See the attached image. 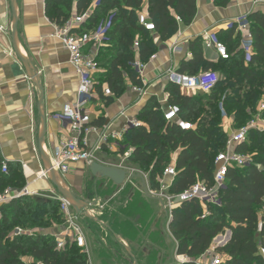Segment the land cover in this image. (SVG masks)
I'll return each instance as SVG.
<instances>
[{
  "label": "trees",
  "instance_id": "16d2710c",
  "mask_svg": "<svg viewBox=\"0 0 264 264\" xmlns=\"http://www.w3.org/2000/svg\"><path fill=\"white\" fill-rule=\"evenodd\" d=\"M96 0H77L76 14L87 12ZM90 12L82 31L92 30L108 14L112 13L113 27L103 42L110 46L108 57L97 56L99 75L95 91L106 103L118 97L124 87V74L132 84L142 87L138 75L131 69L135 60L134 42L138 39L137 58L146 63L155 53L153 37L161 41L171 38L179 28L188 26L196 14L195 0H147L149 19L154 23L155 32L145 31L137 23V14L142 9L143 0H98ZM215 4L226 6L231 0H213ZM73 0H45V16L56 26H62L70 17ZM173 12V14H172ZM176 18L180 20L177 22ZM252 41V55L245 61L239 48L240 33L235 26L227 31L225 45L229 58L208 61L204 58L201 37L189 42L191 58L182 60L177 71L181 74L196 75L202 71L218 70L219 82L209 94L187 95L175 85L169 84V104L179 107L181 119L194 125L193 130L182 131L174 123L163 118L160 104L155 98L149 99L137 114L141 125L130 130L123 144L132 148L126 160L132 166L147 172L153 188L158 187L157 177L162 176L170 164L171 155L178 151L175 162L176 176L169 192L179 194L197 182L212 186L216 155L225 150L227 135L222 127L219 110L221 103L226 116L233 119V128L239 129L252 120L260 99H264V13L251 12L247 15ZM221 41V40H220ZM215 72V71H214ZM106 85L111 96L104 98L101 87ZM204 106L206 112L200 108ZM264 118V111L261 113ZM102 125V120L93 122ZM236 152L248 155L251 162L244 168H229L225 186L220 190L221 205H207V215L197 200L183 202L171 212L169 231L177 242V256L190 259L180 264H196L194 261L204 255L214 238L226 230L231 233L229 242L217 253L224 256L222 264H264L258 255V244L264 237V131L251 129L247 141L238 145ZM122 153V151H120ZM6 164L7 173L1 172ZM23 188L21 177L13 164L3 160L0 154V190ZM8 187V188H9ZM31 199V198H30ZM29 197H20L1 208L0 217V264H25L24 256H30L36 264H84L85 255L75 246L57 250L55 239L37 233L31 236H9L11 228L37 219L22 218V213L39 215L37 208L50 209L59 213L58 202L37 204L28 208ZM53 207V208H52ZM5 211V213H4ZM260 212V215H259ZM124 226V224H121ZM116 228L122 227L115 225ZM76 250V254H71Z\"/></svg>",
  "mask_w": 264,
  "mask_h": 264
},
{
  "label": "crops",
  "instance_id": "0c3cea01",
  "mask_svg": "<svg viewBox=\"0 0 264 264\" xmlns=\"http://www.w3.org/2000/svg\"><path fill=\"white\" fill-rule=\"evenodd\" d=\"M195 1L196 14L190 25L179 24L178 31L166 41H161L156 35L153 37L156 51L153 59L145 63L141 79L144 93L135 90L138 86L132 84L127 74H124L125 87L118 97H112L113 99L108 103L98 95L94 98L89 108L90 116L93 122L102 120V125L93 124L96 130L85 136L88 148L97 146L103 134L121 133L127 120L137 118V114L149 99L155 98L161 108H166L169 104L166 101L169 85L166 73L170 69L177 70L182 60L191 58L188 48L190 41L201 37L204 58L216 62L219 60L217 54L213 49L205 46L202 36L218 38L225 43L226 33L229 30L228 23L251 12L264 13V4L254 6L252 0H231L224 7L215 4L213 0ZM94 7L93 2L90 12ZM141 10L147 11V0H143ZM75 13L76 1L73 2L71 15ZM57 27L45 16V0H0V154L5 162L13 164L21 177L23 188L30 193L54 194V190H57L56 184L62 188H71L82 204V211L85 201L83 199L87 198L85 197L87 194L84 196L86 193L84 181L87 177L93 181L100 179L92 177L87 166L75 164L66 175L54 180L36 178L37 173L51 157L54 148L61 141L70 138L69 126L56 121L52 116L60 112L65 104H74L77 97L78 76L69 64L66 50L55 36ZM177 44L180 52L173 51ZM134 58V61H139L136 50ZM21 59L26 61V65ZM102 73V69H99L96 75L97 81ZM105 154L116 155L121 160L117 150L112 145H108L103 146L96 153V163L118 168L97 160V156ZM177 156L178 151L171 155L172 165H175ZM102 179L114 185L110 180ZM98 196L95 198L99 199ZM137 199L163 208L160 201L148 198L144 194ZM128 201L133 203L134 199L129 198ZM85 209L88 211L91 207ZM164 211L168 213L165 209ZM145 214L147 216V212ZM145 214L140 212L138 206L130 212L114 211L105 219H102L103 216L98 217V220H105L102 223L105 222L106 225L113 222L122 227L120 234H115L113 227L109 228V233L119 239L116 243L127 253V260L124 263L180 264L191 261L186 257L181 259L182 256H177V245L168 239L165 232L162 233L159 224L161 211L153 212L150 219L145 218ZM97 224L100 225L98 222ZM112 236L110 237L113 238ZM223 237L228 241L229 232L225 231L214 238L209 250L194 262L207 264L210 250ZM172 250L174 260L171 257ZM146 251H150L149 254Z\"/></svg>",
  "mask_w": 264,
  "mask_h": 264
},
{
  "label": "built area",
  "instance_id": "2783aa9c",
  "mask_svg": "<svg viewBox=\"0 0 264 264\" xmlns=\"http://www.w3.org/2000/svg\"><path fill=\"white\" fill-rule=\"evenodd\" d=\"M77 1V0H74ZM96 0L95 6L98 4ZM254 6L264 4V0H252ZM90 15V9L82 15L72 14L69 19L62 25L57 27L55 36L61 42L62 47L66 50L69 58V64L78 76L77 97L74 104H65L60 112L52 116L59 122L66 123L69 126L70 138L61 141L53 150L49 162L45 163L43 169L37 173V179H55L66 175L71 166L75 164H84L88 168L92 163H96V153L103 146L112 145L119 154L121 160L126 161L132 153V148L123 144L125 135L132 129L141 125L137 118L127 120L121 133L103 134L100 141L94 148H88L85 136L94 132L96 128L93 126L89 108L94 98L97 97L95 91L96 75L99 72L97 62V51L100 48L104 38L112 29V13L107 18L96 25L92 30L82 31V27L86 24ZM177 22H180L176 18ZM137 23L147 32L154 33V23L149 19L147 11H140L137 14ZM235 26V30L242 36L240 38L239 48L244 53L245 61H248L252 55V41L249 31V21L247 15L240 16L227 24L230 29ZM245 33V35H243ZM202 40L205 46L215 51L219 59H228L229 53L226 45L218 38L203 35ZM134 49H138V39L134 42ZM174 52H180L179 44L173 48ZM153 55L150 59H153ZM131 69L138 75L141 83L145 63L134 61L129 64ZM168 84L175 85L179 90L187 95H195L197 93L209 94L219 82V76L214 71H202L196 75L181 74L177 70L170 69L166 73ZM142 87H137L140 93H144ZM101 91L103 96H111V92L106 85H102ZM170 95L167 94L169 102ZM163 118L166 122L174 123L180 130L189 131L194 129V125L185 121L179 116V107L177 105L168 104L166 108H161ZM222 120L228 123L222 125L226 135V147L224 151L219 152L214 160L215 170L213 173L212 186H208L204 182H197L190 186L187 190L179 194H172L169 189L176 176L175 165L171 163L164 169L162 176L157 177V188H153L149 174L140 169H122L125 171V180L122 185H129L133 188L140 189L145 196L158 200L162 203L163 208L169 213L173 209L180 206L181 203L197 200L203 208V215H207V205L219 207L221 205L220 190L225 186L226 174L229 168H244L251 162L248 155L240 154L235 151L236 147L247 141L248 133L251 129L264 131V118L261 117L264 111V103H260L257 107L258 115L250 120L245 126L234 129L233 119L226 116L223 106L219 104ZM230 121V122H229ZM122 151V153H120ZM120 169V168H119ZM6 164H2L1 172L7 173ZM169 179V180H167ZM36 193H30L26 188L20 190H12L10 188L0 191V217L1 208L7 206L10 202L20 197H32ZM59 205V213L63 218V225L60 226L59 234L54 236L56 249L64 250L68 246H75L81 254L85 255L84 264H99L90 254L88 244L86 242V233L78 223L83 213L81 208L76 212L73 203L64 196L56 198ZM88 217L96 221L94 215L87 214ZM98 220V219H97ZM102 224L101 220L96 221ZM65 225V226H64ZM221 235V234H220ZM229 241H225L224 237L217 242L209 252V262L207 264H222L224 256L217 253V248L225 246ZM207 252V251H206ZM258 257L264 261V237L258 244ZM36 264H46L37 262Z\"/></svg>",
  "mask_w": 264,
  "mask_h": 264
},
{
  "label": "rangeland",
  "instance_id": "374dc122",
  "mask_svg": "<svg viewBox=\"0 0 264 264\" xmlns=\"http://www.w3.org/2000/svg\"><path fill=\"white\" fill-rule=\"evenodd\" d=\"M107 46H110V45L102 42L100 48L98 49V55H101L102 57L110 56V53L106 51ZM214 71L217 74H219L218 70H214ZM95 81L97 82V79H95ZM260 103H264L263 97L260 99L259 104ZM200 111L202 113H205L206 108L202 106L200 108ZM257 115H258V110L256 109V112L252 114V118H255ZM225 123H228V121L222 120V125H224ZM97 160L105 163L106 165L115 166L120 169H126V170L132 169V168L138 169L135 166H132L131 164H129L127 161L119 160L116 155H111V156H109L108 154H105L104 156L99 155L97 156ZM99 178L100 179L98 181H93L90 177H87L86 180L84 181V188H86V193H84V196L85 194H87V196H85L87 198L83 199L85 200L84 206H83L84 208L82 209L84 213H83V216H81V219H79L78 221V223L81 225V227L83 228L84 232L87 235L86 242L88 244L91 257L96 262H98L99 264H126L124 262L127 260V257H126L127 253L125 252L124 249L119 247L118 243H116V242H119V239H116L115 236L113 237L109 233L111 229L110 227H113V231H115V234L116 233L120 234L121 230L116 228L113 222L110 223L109 225L108 224L106 225L105 222L98 225L96 222L98 221L97 219L99 216L100 217L103 216L102 219H105V217L108 216V214H110L109 216H111V214L114 211H122V210L124 211L125 210L126 212H130L134 209H137L138 206H140V212H143V214L147 212V216L145 214V218H149V219L152 217L153 212L157 211L158 213V211H161L162 217L159 219V224L161 225L162 233L165 232L168 236V239L173 243L175 242L174 244L177 245L176 240L174 241L175 238L173 237L174 239H172V234L170 233V231L168 232V228H169L168 225H169L170 219H169V214L165 213L164 208H159L157 204L153 205L152 203L142 202L137 199L140 196L142 197L143 195V192L140 189H138L139 184L137 188H133L129 185L116 186V185H111V183H108L106 180H103L101 177ZM8 187L5 189H8ZM9 188L11 189V186ZM65 189L68 190L74 198L77 197L75 194L76 192H74V190H72L71 188L69 189L65 188ZM0 191L2 192L3 190H0ZM60 195L61 194L58 190L56 191L54 190V194L42 192L32 197L28 196L29 200L26 201V204L29 206L28 208H34L36 207L37 204H45L47 202L54 203L56 202V198L59 197ZM95 195L96 196L99 195L101 199L100 198L96 199ZM89 196L91 199L88 198ZM129 198L130 199L133 198L134 202L132 203L128 201ZM86 207H91V209L87 211L85 209ZM44 209L45 208H41V207L37 208L39 215L38 214L35 215L34 211L31 214L22 213L21 215L22 218H24L25 216L24 220H26L27 218H32L34 216V218L37 219L38 221L36 222L28 221V222H24L21 224L20 223L16 224L15 227L10 229L8 233L9 236L10 237L17 236V235L31 236L37 233H40V234L43 233L44 235L45 234L48 235L50 240H54V236L56 234H59L60 232L59 227L63 225V222L61 218L58 217L57 211H55L52 214H45V211L46 213H48L50 212L51 208L47 210L45 209V211ZM149 211H150V215L148 216ZM87 214L94 215L96 218V221L88 217ZM259 215H260V212H259ZM144 231H146V229ZM226 231H229V230H226ZM110 236H112L113 238H111ZM147 252L148 251H146V253ZM173 252L174 251L172 250L171 257L174 260ZM76 253H77L76 250H72L71 252V254H76ZM180 258L185 259L184 257H180ZM22 260L25 264H31L34 262V260L30 256H24Z\"/></svg>",
  "mask_w": 264,
  "mask_h": 264
},
{
  "label": "water",
  "instance_id": "95a60500",
  "mask_svg": "<svg viewBox=\"0 0 264 264\" xmlns=\"http://www.w3.org/2000/svg\"><path fill=\"white\" fill-rule=\"evenodd\" d=\"M21 62L24 65H26L25 60L21 59ZM47 162H49L48 159ZM88 170L92 177H101L108 179L116 186H121L125 180V175H126L125 171L119 168H112L97 163H92L91 166L88 168ZM52 180H54V178ZM56 188L62 194V196L68 198L73 203V208L75 209L76 212L79 210V208L82 207L81 202L78 199L74 198L68 190L60 187L57 184H56ZM228 232H229V238H228L229 241L230 231Z\"/></svg>",
  "mask_w": 264,
  "mask_h": 264
},
{
  "label": "bare ground",
  "instance_id": "6f19581e",
  "mask_svg": "<svg viewBox=\"0 0 264 264\" xmlns=\"http://www.w3.org/2000/svg\"><path fill=\"white\" fill-rule=\"evenodd\" d=\"M59 183H60L62 186H64V183H63L61 180H59Z\"/></svg>",
  "mask_w": 264,
  "mask_h": 264
}]
</instances>
